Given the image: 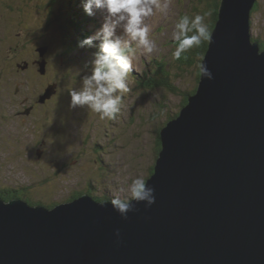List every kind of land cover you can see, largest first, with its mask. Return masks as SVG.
Listing matches in <instances>:
<instances>
[{
	"label": "water",
	"instance_id": "obj_1",
	"mask_svg": "<svg viewBox=\"0 0 264 264\" xmlns=\"http://www.w3.org/2000/svg\"><path fill=\"white\" fill-rule=\"evenodd\" d=\"M257 1L222 0L201 63L213 78L200 74L196 92L160 131L146 179L155 203H138L123 219L110 199L89 192L53 207L0 196V264H264V49L251 34ZM56 90L47 86L39 101Z\"/></svg>",
	"mask_w": 264,
	"mask_h": 264
},
{
	"label": "rangeland",
	"instance_id": "obj_2",
	"mask_svg": "<svg viewBox=\"0 0 264 264\" xmlns=\"http://www.w3.org/2000/svg\"><path fill=\"white\" fill-rule=\"evenodd\" d=\"M158 2L167 8L144 20L156 47L146 53L133 45L129 91L122 95L115 119L102 120L90 109L69 108L68 92L80 87L93 52L88 47L63 50V35L56 33L53 22L48 24L47 1L0 0V187L27 188L37 199L54 204L91 188L99 196L123 198L134 178L146 180L157 158L161 127L198 85L195 67L173 56L175 23L185 14L191 18L197 10H210V0ZM100 23L86 26L94 33ZM251 34L264 40V0L257 1L252 13ZM43 46L44 53L39 50ZM161 57L174 91L141 86L133 79L135 71L140 78ZM54 83L56 93L39 101Z\"/></svg>",
	"mask_w": 264,
	"mask_h": 264
},
{
	"label": "clouds",
	"instance_id": "obj_3",
	"mask_svg": "<svg viewBox=\"0 0 264 264\" xmlns=\"http://www.w3.org/2000/svg\"><path fill=\"white\" fill-rule=\"evenodd\" d=\"M80 4L88 16L99 12L102 23L92 35L78 40L79 47L96 51L85 65L89 70L81 76L80 87L68 92L69 108H87L99 114L102 120L115 119L121 110L122 95L129 91L127 80L132 70L133 45L146 53L156 47L149 39L150 29L144 20L157 9L165 10L167 5H161L158 0H80ZM209 35L204 15L179 17L172 33V39L177 42L174 58L179 59L183 52L208 40ZM200 72L209 80L213 78L205 64L200 65ZM155 201V188L138 176L131 181L123 198L114 196L110 203L123 219H128L130 212L138 211V203L143 202L144 207L149 208ZM115 235L119 239V229Z\"/></svg>",
	"mask_w": 264,
	"mask_h": 264
},
{
	"label": "trees",
	"instance_id": "obj_4",
	"mask_svg": "<svg viewBox=\"0 0 264 264\" xmlns=\"http://www.w3.org/2000/svg\"><path fill=\"white\" fill-rule=\"evenodd\" d=\"M38 1H41L44 3L47 1L48 7H45V8L50 9L48 24H51L53 22L54 27L57 26L56 33L63 35L62 48L65 52L66 50L68 51V50H72V48L79 47L78 40L83 39L87 36H90L91 33H93V31L92 32L89 31L88 27L86 26V24L87 25L92 24L91 22L92 19L83 12V9L80 4V0H44V1L38 0ZM221 2L222 0H210V3H209L210 10L209 11L207 9L205 11H202V10L196 11L197 14H202L204 16H207V14L211 11V14H210L211 16L205 17L206 18L205 22H207L208 31L210 34L209 39L202 41L198 46H193L191 49L183 52L180 58L178 59V61L181 64L185 65V63H187L195 67V69L197 70V82H199V78L201 74L200 65L208 49L210 36L218 20ZM207 6H208V3L206 4V7ZM256 8H257V3L255 4L252 13L254 12ZM189 35H192V33H189ZM254 40H257V39H254ZM259 43L261 45V48L264 49V40L263 41L259 40ZM88 48L92 52L96 51L95 48H90V47ZM152 67H154L155 69H153ZM152 74H154V76H152ZM133 77L135 78V81L141 84V86L148 84L154 88V87H157V85L158 86L163 85L164 87L169 88L171 91L175 90L174 85L171 84L170 71L167 68L166 62H164V57L159 58V60L155 62V66L154 64L152 65L148 64V68H146L142 72V76L140 78L137 72H134ZM197 86L192 92L186 93V96L184 97V100L180 106L181 108L187 103L188 96L196 92ZM178 114H179V111L175 115L170 116L168 120L176 117ZM157 145H158V148H157V156H158L162 148V141H161L160 133L158 135ZM154 166L155 164L151 168L150 175L154 172ZM78 192H81V193L76 194L77 196L74 195V197H70L68 200L74 199L82 195L85 192L91 193L96 199L101 200V201L105 199H110L108 195L99 196V195H96L95 192L92 193L89 190L78 191ZM0 196L6 200H10L14 197H18V198L24 199L25 201L33 205L41 204V205H45L48 207H53L57 204V203H54V204L44 203L43 200L37 199L33 194H31V191L28 190L27 188L21 189L20 187L17 188L15 186L0 187Z\"/></svg>",
	"mask_w": 264,
	"mask_h": 264
},
{
	"label": "flooded vegetation",
	"instance_id": "obj_5",
	"mask_svg": "<svg viewBox=\"0 0 264 264\" xmlns=\"http://www.w3.org/2000/svg\"><path fill=\"white\" fill-rule=\"evenodd\" d=\"M93 187V186H92ZM89 191H91L92 193H94V191H92L91 189L89 190ZM78 193H81V192H74L72 195H71V197H74V195H76V194H78Z\"/></svg>",
	"mask_w": 264,
	"mask_h": 264
},
{
	"label": "bare ground",
	"instance_id": "obj_6",
	"mask_svg": "<svg viewBox=\"0 0 264 264\" xmlns=\"http://www.w3.org/2000/svg\"><path fill=\"white\" fill-rule=\"evenodd\" d=\"M133 79L135 80V78H134V77H133ZM134 80H133V81H134ZM25 105H26V104H25ZM39 125H40V124H39ZM76 196H77V195H76ZM65 199H66V198H65ZM101 199H102V198H101ZM56 203H57V202H56Z\"/></svg>",
	"mask_w": 264,
	"mask_h": 264
}]
</instances>
